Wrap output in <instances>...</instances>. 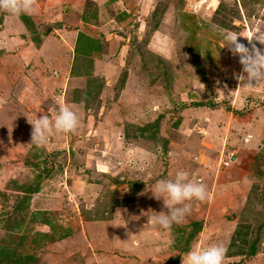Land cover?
<instances>
[{
    "label": "rangeland",
    "instance_id": "rangeland-1",
    "mask_svg": "<svg viewBox=\"0 0 264 264\" xmlns=\"http://www.w3.org/2000/svg\"><path fill=\"white\" fill-rule=\"evenodd\" d=\"M56 1L34 0L27 14L0 11V20L12 30L18 23L26 26L23 16L33 25L55 22ZM63 2L69 3L60 10L66 4L65 15H73L59 31L74 44L71 72L60 76V83L54 81L53 88L47 85L49 107L26 112L19 105L23 96L17 98L26 82L18 80L23 69L4 74L6 68H0V92L8 95L6 101L16 102L11 109L18 115L9 126L7 112H0V247L30 256L31 264H183L186 253L197 246L221 244L226 249L243 199H234L235 185L228 189L220 182L222 176L237 179L231 173L234 164L223 167L217 158L237 149L233 163L248 167L249 184H263L264 80L247 84L238 79L243 74L239 56L224 44L222 33H238V41L249 48L255 44L264 49L252 37L264 29V0ZM223 16L226 23L220 26ZM80 32L98 40L101 51L76 55ZM52 41L50 45L59 44ZM138 45L144 66L134 52ZM43 61H32L29 69L40 84L49 80ZM91 62L89 76L77 75L75 64ZM92 79L102 83L93 98ZM89 86L83 107L71 93L78 89L84 101ZM198 100L217 106H194ZM60 105L76 112V130L53 132L44 145L32 143L30 122L45 112L51 118ZM56 150L64 152L49 155ZM178 170L187 171L190 179L200 178L207 198L188 201L190 213L181 222L166 229L154 226L148 217L167 209L162 199L153 198L150 187L156 180L173 179ZM211 179L216 180L212 187ZM29 184L36 190L28 191ZM111 204L117 206L111 221L99 223L105 217L98 214L100 209ZM255 206L264 214V205ZM259 233L253 253H247L246 245L240 249L244 253L226 250L223 264H264V228ZM98 249L101 259L94 262L91 253L97 256Z\"/></svg>",
    "mask_w": 264,
    "mask_h": 264
},
{
    "label": "crops",
    "instance_id": "crops-1",
    "mask_svg": "<svg viewBox=\"0 0 264 264\" xmlns=\"http://www.w3.org/2000/svg\"><path fill=\"white\" fill-rule=\"evenodd\" d=\"M63 3H69V2H63V0H57L55 2L56 12H54L53 14L54 17L56 16L55 22H51L49 20H45V21L40 20L38 21V23H35L37 34L39 33L40 35V42L38 44L32 40L30 31L22 23L16 24L18 28H15L16 30H12V27L9 26L8 24L4 25V20H2V26L0 28V66H1L0 68L2 69L6 68L4 74L6 71L9 72L12 71V69H14L15 74H17L16 69H18V71H20V69H23L21 75H19L20 78L18 80L23 82V78H24L26 82L24 84V88L22 89L23 92L20 91L17 93V98L18 96L19 97L23 96V101L19 102V105L26 106L27 107L25 110L26 112L30 111L32 107L36 108L37 110L41 109L43 106L49 107V105L46 104V98H45L47 85L49 84L50 88H53L52 84L54 81L56 83H60L59 82L60 76L64 75L66 77H69V74L71 72L70 64H71V57L73 55L72 46L74 44L73 45L70 44L71 41H69L68 39L66 40L63 39L59 31H61V29L64 28V27L60 28V26L63 25V23H68L69 19L73 15H71L70 13L68 15H65V12L69 10L68 5L66 4L63 6L62 11L60 10V7L62 6ZM62 17L63 20H61ZM77 18L78 17L75 18V21H77ZM43 27L47 29L50 28L51 30L49 31L40 30V28L45 29ZM51 40H53L52 41L53 44H54V40H56L59 44L50 45ZM41 57L45 59V61L43 62L47 64L44 68L49 69L46 73V76L48 75V78L50 80V81L49 80L45 81L43 84H40L39 79L37 80L33 79V72L29 71L32 65L31 64L32 61H35L36 59H40ZM98 59H100V56H98ZM129 60H131V58ZM54 73L59 75L55 76ZM128 78L129 75L126 79V83L127 86H130ZM65 79L67 80V78ZM18 80L16 81V85L18 83ZM62 82H64V77L61 80V84ZM31 92H33V95ZM7 96H8L7 94L0 92V112L1 111L7 112L5 116H7L10 120L9 122L8 120H6L7 121L6 123L7 125L10 126L11 123L16 121L15 118L16 117L18 118V115L16 116L15 114L16 112H14L11 109V108H15L16 102L11 103L6 101L8 100ZM256 151L257 149H254V153H256ZM236 156H237V149H234L232 147L227 151L225 155H222L219 158H217L218 162L222 157L225 158L224 160H228L229 162L228 165L223 167H231V165L234 164L232 166L233 172L231 173L237 175V179H236L237 181L236 180L230 181V179H227L229 176L227 177L222 176V180H220V182L222 184H225L226 186L228 185V189H230V185H235L236 187L235 189L236 191L238 190V192L234 193V199L236 200L240 198H241L240 200L243 199L241 202L242 206H240L239 213L237 214V216H239L241 221L240 220L237 221L236 228H234V232L230 235V237L227 240L226 250L229 251L234 249L239 250L243 248L244 245L248 247V245L253 242H255V245L258 244L260 238L259 236L261 234L259 232H261V229L264 228V214L262 215L259 214L255 206V204L264 205V182L262 184L259 181L257 182L254 181L251 184H249L250 180L247 179V175H246L248 167H243L242 164L237 165L235 164V162L233 163V161L237 159ZM261 164L262 163H259V165ZM256 170L262 172V170L259 168H256ZM215 181H216L215 179L210 180L211 187ZM109 201H111L110 198ZM111 206L112 204L110 206H107L105 209L104 208L102 210L100 209V211L98 209L95 210L96 214L99 211L98 214L100 216H105L104 220L99 221V223L104 221L109 222V220L111 221L110 215H112L117 209V206L114 207ZM157 207L160 208V205ZM239 222H241V224H239ZM258 228H260V230ZM82 245L86 250L90 251V248L86 245L85 242H83ZM100 249L102 250L103 248ZM101 250L98 249L97 256L94 253H91L94 256V262L97 259H101L100 257Z\"/></svg>",
    "mask_w": 264,
    "mask_h": 264
},
{
    "label": "clouds",
    "instance_id": "clouds-1",
    "mask_svg": "<svg viewBox=\"0 0 264 264\" xmlns=\"http://www.w3.org/2000/svg\"><path fill=\"white\" fill-rule=\"evenodd\" d=\"M34 8V0H0V11L13 15L30 13ZM224 44L229 45L230 51L239 56L242 72L238 79L252 84L264 80V49L251 48L238 41V33L226 31L222 33ZM252 37L264 44V29H257ZM251 37V38H252ZM251 43V40H250ZM32 124L31 142L44 145L53 132H74L78 126V117L74 110L67 105H60L54 116L47 114L38 116ZM151 194L156 200L163 201L167 211L154 212L148 219L154 226L169 228L172 223L181 222L190 213L188 201H204L207 198L205 184L195 178L190 179L189 173L178 170L173 179H159L150 187ZM226 249L221 244H213L206 248L199 246L190 249L183 258V264H223Z\"/></svg>",
    "mask_w": 264,
    "mask_h": 264
},
{
    "label": "trees",
    "instance_id": "trees-1",
    "mask_svg": "<svg viewBox=\"0 0 264 264\" xmlns=\"http://www.w3.org/2000/svg\"><path fill=\"white\" fill-rule=\"evenodd\" d=\"M121 16V14H118L117 15V18H119ZM236 18H240V15L238 14V16L237 17H235L234 18V20L236 19ZM23 20H24V22L26 23V27H27V29L30 31V33H31V38H32V40L35 42V43H39L40 42V35H39V33L37 34V29H36V27H35V25H33V22L29 19V17L28 16H23ZM234 20H231V21H229V23H230V25L229 26H231V24H232V22L234 21ZM118 21H121V20H118ZM223 23H226V18L223 16V18L220 20V23H219V25L220 26H224V24ZM1 24H2V19L0 20V28H1ZM225 28V27H224ZM48 31L49 30H51L50 28H48L47 29ZM83 40H85V43H86V41H88L86 44H82L83 43ZM78 44L79 45H76V55H78V54H80V58H82L83 57V55L84 56H86L87 55V53H89V52H100L101 51V44L99 43V41L98 40H96V39H93V38H89V37H86V36H83V34H81V32L78 34ZM82 41V43H80ZM85 46L86 47H88V49L86 50L85 49ZM85 50H84V49ZM134 52H135V54H137L138 56H139V59H140V61H141V64H142V66H144V61L146 60V58L144 57V54H142V52H141V46H139L138 45V47H137V49L136 50H134ZM131 58V57H130ZM129 58V59H130ZM158 58V57H157ZM158 62H160L159 60H157L156 62H155V65L157 66L158 65ZM75 66V68L77 69V75H82V74H84V75H87V76H89V73L91 72V70L93 69V64H92V62H91V66H88V65H84L83 67H82V64H75L74 65ZM82 68L84 69V70H82ZM124 79H125V77H123ZM123 78L120 80V83H122V80H123ZM93 81H92V83H94V82H96L95 84H92V83H90V84H92V85H94V89H92L93 90V94L91 95L92 96V98L93 97H97V95H98V93H99V91H100V89H101V87H102V83L100 82V80H99V82H98V80L97 81H94V80H96V79H92ZM92 87V86H91ZM90 86L89 87H87L86 88V92H85V94H84V101H85V99H87V98H89V95H90V92H91V88ZM71 94H73L74 95V98L77 100V98L79 97L80 98V101L79 100H77V102H80L81 104H84V106L83 107H86V101L84 102L82 99H81V97H80V92H79V90L78 89H74L73 90V92L71 93ZM94 95V96H93ZM68 96V95H67ZM208 101V100H207ZM202 101V100H198V101H196V102H194L193 103V105L194 106H213V105H215V106H217V104H215L214 102H212V101ZM147 125H149V124H147ZM152 124H150V126H151ZM141 129H144V126H143V128H141ZM63 150H56V151H53L51 154H49V155H52V156H56L57 154H61L60 152H62ZM64 152V151H63ZM62 152V153H63ZM53 162V161H52ZM47 175V174H46ZM36 182L35 183H38V181H37V179L40 177V174H37L36 176ZM39 184V183H38ZM34 185V184H33ZM32 187V184H29L28 185V187L26 188L28 191H35L36 190V188H31ZM47 221V220H46ZM47 223H48V221H47ZM8 223H6V225H7ZM196 225H198V222H197V224ZM197 231L199 230V229H196ZM50 239H53V238H50ZM8 247H6V246H2V247H0V263H1V261H6V259L8 260V261H11L12 263L11 264H26V263H29V264H31V262H32V260H31V258H30V256L29 257H24V256H21L20 254L19 255H17V254H15L14 253V251L13 250H11V251H9L8 249H7ZM181 249H182V247H181ZM256 248H255V242H253V243H251V244H249L248 245V248H247V253L249 254V252L250 253H253L254 252V250H255ZM229 251V250H228ZM229 253H230V251H229ZM231 253H233V252H231ZM237 253L239 254V253H244V251L243 250H237ZM2 264H6V263H3L2 262ZM228 264H233V263H228Z\"/></svg>",
    "mask_w": 264,
    "mask_h": 264
},
{
    "label": "built area",
    "instance_id": "built-area-1",
    "mask_svg": "<svg viewBox=\"0 0 264 264\" xmlns=\"http://www.w3.org/2000/svg\"><path fill=\"white\" fill-rule=\"evenodd\" d=\"M219 163L222 165V166H226V165H228V160H221L220 159V161H219ZM198 180H200L199 178H197Z\"/></svg>",
    "mask_w": 264,
    "mask_h": 264
}]
</instances>
